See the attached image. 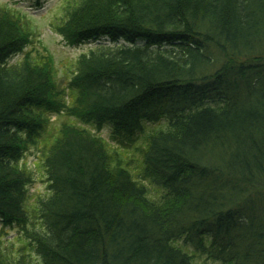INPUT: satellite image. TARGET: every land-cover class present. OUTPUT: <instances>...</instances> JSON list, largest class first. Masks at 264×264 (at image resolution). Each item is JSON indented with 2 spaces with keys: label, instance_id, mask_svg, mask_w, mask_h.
I'll return each instance as SVG.
<instances>
[{
  "label": "trees",
  "instance_id": "1",
  "mask_svg": "<svg viewBox=\"0 0 264 264\" xmlns=\"http://www.w3.org/2000/svg\"><path fill=\"white\" fill-rule=\"evenodd\" d=\"M51 27L96 44L66 88L0 5V230L41 264H264V0H74ZM46 139L33 223L20 162Z\"/></svg>",
  "mask_w": 264,
  "mask_h": 264
},
{
  "label": "rangeland",
  "instance_id": "2",
  "mask_svg": "<svg viewBox=\"0 0 264 264\" xmlns=\"http://www.w3.org/2000/svg\"><path fill=\"white\" fill-rule=\"evenodd\" d=\"M74 0H41L35 2L32 0H0V5L7 6L10 9L23 13L28 16V30L31 34L29 40V46L24 51L29 53L38 62H44L46 57L49 58L52 69L55 72V79L62 86L66 88V85L71 78L70 74L74 71V63L77 58L84 53H87L96 44H85L82 46H71L65 43L63 39L55 32L51 27L54 17L58 16L61 8L67 2H73ZM106 44L105 42H103ZM23 51V53H24ZM23 53L15 56L11 62L16 63L22 59ZM72 69V70H71ZM66 118H60L57 122L56 119H52L53 125H60ZM55 125V126H56ZM101 137L111 144V149L119 152L126 160L136 159L138 162L135 164L134 160L131 163V171L135 175L140 172V154L135 153L133 149L129 147H123L111 141L110 129L108 126L100 132ZM50 143L46 139L39 142L38 145L28 148L24 157L20 162V166L23 167L26 174L30 177V183H28V207L29 212L32 214L31 222L35 221V212L32 211L34 203L39 199H44L48 196V183L47 176L44 169L43 159L46 155ZM0 240L2 242L5 256L17 262L19 264H41L36 255L31 249L23 243L21 237H19L15 231H1ZM197 257V264H203Z\"/></svg>",
  "mask_w": 264,
  "mask_h": 264
}]
</instances>
